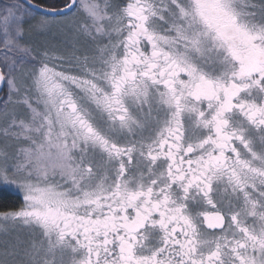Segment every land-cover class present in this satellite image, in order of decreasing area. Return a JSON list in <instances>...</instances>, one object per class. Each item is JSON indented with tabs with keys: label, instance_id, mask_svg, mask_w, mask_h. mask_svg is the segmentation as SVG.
<instances>
[{
	"label": "snow or ice",
	"instance_id": "snow-or-ice-1",
	"mask_svg": "<svg viewBox=\"0 0 264 264\" xmlns=\"http://www.w3.org/2000/svg\"><path fill=\"white\" fill-rule=\"evenodd\" d=\"M0 264H264V0H0Z\"/></svg>",
	"mask_w": 264,
	"mask_h": 264
}]
</instances>
